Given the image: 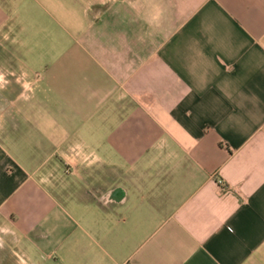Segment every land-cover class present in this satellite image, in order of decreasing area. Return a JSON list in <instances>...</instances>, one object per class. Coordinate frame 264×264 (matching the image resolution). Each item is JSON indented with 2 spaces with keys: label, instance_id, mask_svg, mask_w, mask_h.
<instances>
[{
  "label": "crops",
  "instance_id": "1",
  "mask_svg": "<svg viewBox=\"0 0 264 264\" xmlns=\"http://www.w3.org/2000/svg\"><path fill=\"white\" fill-rule=\"evenodd\" d=\"M0 264H264V0H0Z\"/></svg>",
  "mask_w": 264,
  "mask_h": 264
},
{
  "label": "built area",
  "instance_id": "2",
  "mask_svg": "<svg viewBox=\"0 0 264 264\" xmlns=\"http://www.w3.org/2000/svg\"><path fill=\"white\" fill-rule=\"evenodd\" d=\"M219 184H220L221 186H223V183H222V181H219Z\"/></svg>",
  "mask_w": 264,
  "mask_h": 264
}]
</instances>
